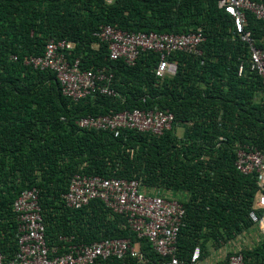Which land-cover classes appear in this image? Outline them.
Instances as JSON below:
<instances>
[{"label":"trees","instance_id":"1","mask_svg":"<svg viewBox=\"0 0 264 264\" xmlns=\"http://www.w3.org/2000/svg\"><path fill=\"white\" fill-rule=\"evenodd\" d=\"M103 24L174 33L201 27L202 53L173 54L176 72L158 78L154 52H141L133 65L110 60L106 45L93 35ZM232 25L217 0H0V246L7 258L16 251L12 201L22 188L36 186L49 245H62L59 235L71 237L66 244L128 237L139 241L146 264L160 259L100 200L80 209L64 206L60 195L76 171L187 191L185 225L177 239V255L184 260L195 239L207 241L221 227L252 224L248 211L256 178L237 171L234 159L243 144L264 148V102L255 100L264 83L249 70L247 47ZM246 28L264 48V22L247 13ZM49 39L74 42L68 59L78 57L82 68H107L119 97L96 94L74 102L61 94L52 71L22 63L24 55L42 54ZM93 42L99 46L93 48ZM154 106L174 114L171 128L158 136L131 129L113 136L75 123L86 115ZM179 125L182 136L175 134ZM202 228L210 233L200 234ZM241 253L245 264H264V242ZM93 264L140 263L126 257Z\"/></svg>","mask_w":264,"mask_h":264},{"label":"built area","instance_id":"2","mask_svg":"<svg viewBox=\"0 0 264 264\" xmlns=\"http://www.w3.org/2000/svg\"><path fill=\"white\" fill-rule=\"evenodd\" d=\"M233 20V35L247 47V66L264 83V48L255 44V39L246 28L247 13L264 22L263 0H217ZM93 35L106 45L110 60L121 59L133 65L141 52H154L158 61L153 71L156 77L172 76L176 61L170 57L177 52L200 55V45L205 39L201 27L174 33L157 31H127L116 25L103 24ZM75 43L66 39H49L40 55H24L22 63L34 70H50L54 73L61 94L76 102L88 96L119 94L111 86L112 73L105 67L82 68L78 57L68 55ZM11 60H18L16 54ZM244 71L240 62L237 74ZM174 114L169 109L157 106L134 107L107 114L86 115L76 119L79 128L104 130L117 136L122 129H131L153 135H161L171 128ZM222 139V137H220ZM234 166L242 174H252L258 186L257 198L248 211V218L264 234V149L254 144L238 146ZM65 207L80 209L92 200H100L113 213L124 218L126 226L137 239H145L160 259L152 264H198L200 248L195 246L188 261L177 255V239L185 225V208L182 201L159 194L145 192L135 178L88 174L76 171L69 177L66 190L61 193ZM262 210L258 214V210ZM11 212L16 223V251L7 258L0 246V264H93L108 258L131 257L137 263L148 262L140 249L139 241L128 237L102 238L91 243H65L71 237L59 235L64 243L49 245L46 225L39 204V189L24 187L12 201ZM215 264H245L241 251H235Z\"/></svg>","mask_w":264,"mask_h":264},{"label":"rangeland","instance_id":"3","mask_svg":"<svg viewBox=\"0 0 264 264\" xmlns=\"http://www.w3.org/2000/svg\"><path fill=\"white\" fill-rule=\"evenodd\" d=\"M107 3H111L113 0H105ZM256 101L264 102V91H260L255 98ZM180 126V125H179ZM182 126V125H181ZM183 127V126H182ZM176 128L178 135L181 134L183 128ZM181 131V132H180ZM264 149V148H263ZM141 188L148 193H151L154 188H161L159 186H146L141 183ZM264 191V186L263 189ZM183 202V201H182ZM260 210V209H259ZM204 233V234H203ZM208 230L202 228L200 234L206 235ZM264 242V234L261 233L258 226L250 224L248 228L238 229L235 225H232L229 229L223 227L218 230H214V237L207 241H204L202 237L195 239V246H199L200 254L203 252L199 260L205 258L210 264H214L229 254L235 251H254L261 248Z\"/></svg>","mask_w":264,"mask_h":264},{"label":"crops","instance_id":"4","mask_svg":"<svg viewBox=\"0 0 264 264\" xmlns=\"http://www.w3.org/2000/svg\"><path fill=\"white\" fill-rule=\"evenodd\" d=\"M93 48H97L99 46V43L98 42H93L92 45H91ZM178 129L179 128H183L181 125L180 126H177ZM176 127V128H177ZM177 129V130H178ZM183 130L184 128L182 129V132L180 135L177 134L176 132V129H175V134L177 136H182L183 134ZM257 192L258 190L256 191L255 193V196H254V200L257 198ZM152 194H159V195H162V196H165V197H171V198H176L180 201H186L188 199V196H189V193L187 191H184V190H180V189H164V188H154L152 189L151 191ZM200 257H201V254H200ZM205 258L199 260L198 264H210V262H207L206 260H204ZM185 261H188V260H185ZM217 262V261H216ZM215 264V263H214Z\"/></svg>","mask_w":264,"mask_h":264}]
</instances>
